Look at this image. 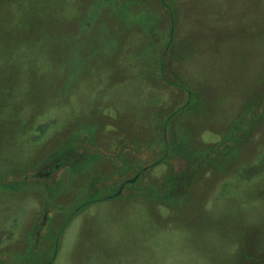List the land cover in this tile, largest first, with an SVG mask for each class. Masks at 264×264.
I'll return each mask as SVG.
<instances>
[{
    "label": "rangeland",
    "instance_id": "rangeland-1",
    "mask_svg": "<svg viewBox=\"0 0 264 264\" xmlns=\"http://www.w3.org/2000/svg\"><path fill=\"white\" fill-rule=\"evenodd\" d=\"M0 264H264V0H0Z\"/></svg>",
    "mask_w": 264,
    "mask_h": 264
}]
</instances>
